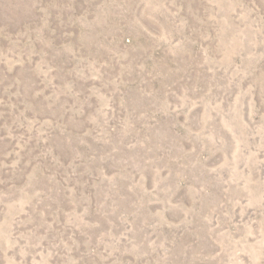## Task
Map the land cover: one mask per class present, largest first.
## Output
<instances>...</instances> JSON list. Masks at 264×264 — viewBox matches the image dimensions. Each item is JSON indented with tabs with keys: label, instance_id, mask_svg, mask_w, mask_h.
Listing matches in <instances>:
<instances>
[{
	"label": "rangeland",
	"instance_id": "1",
	"mask_svg": "<svg viewBox=\"0 0 264 264\" xmlns=\"http://www.w3.org/2000/svg\"><path fill=\"white\" fill-rule=\"evenodd\" d=\"M0 264H264V0H0Z\"/></svg>",
	"mask_w": 264,
	"mask_h": 264
}]
</instances>
